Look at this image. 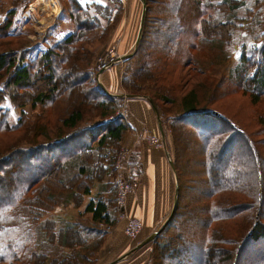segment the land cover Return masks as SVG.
I'll return each instance as SVG.
<instances>
[{"label":"trees","instance_id":"obj_1","mask_svg":"<svg viewBox=\"0 0 264 264\" xmlns=\"http://www.w3.org/2000/svg\"><path fill=\"white\" fill-rule=\"evenodd\" d=\"M166 1L174 3L173 10L177 13L176 36L159 58L150 56L149 59V55L144 54L143 42L149 36L146 11L150 1L146 0L136 51L124 60L128 67L123 73L121 89L130 97L112 95L95 81L98 69L92 64L94 55L82 47L89 40V34L103 26L98 16L90 12L91 5L81 8L77 0L69 1L73 5L69 17L75 24L74 31L64 34L40 55L31 57L28 56L30 48L19 45L22 42L12 35L18 17L16 8L22 2H10L11 9L0 19V190L10 194L0 202V264H20L24 260L30 264H47L49 260L50 264H73V257L65 256L70 254L69 250H77L75 254L80 255L76 264H96L95 255L103 241L92 243V240L93 235L101 234L102 230L94 226L76 229L74 224L58 225L48 216L59 206L73 204L79 208L89 197L83 214H90L95 224H113L108 204V200L113 199L108 194L97 197L93 193L98 183L115 176L117 151L129 129L122 109L125 99L134 97H145L151 104L153 101L164 132L171 137L166 144L173 158L179 190L175 213L150 241L149 264H215L214 258L219 256L223 257L224 264H239L247 243L264 238V155L259 149L263 143L222 112L206 109L210 98L222 90L225 76L216 86L203 85L198 92L185 95L182 110L189 114L183 116L190 122L164 116L157 97L146 93L150 81H157L152 87L158 92L164 91L161 84L164 73L160 66L171 65L178 72L187 62L192 63L193 54L205 56L204 52L212 51L215 43H221L223 52L229 49L238 58L230 72L227 69L228 80L224 81L223 88L249 96L254 106L262 103L254 120L260 127L258 131L264 135V0ZM5 4L6 0H0V10ZM180 10L182 20L190 14L195 16L191 37L187 36ZM17 45L20 47L16 48ZM146 60L148 62L144 63ZM41 75L50 88L36 92L34 80ZM73 84L84 93L83 98L68 89L67 85ZM26 106L33 110L40 106L41 112L29 115L23 110ZM12 108L22 109L15 123L11 121ZM194 118L212 120L218 125L214 131L206 132L204 125L195 123L192 130L204 147L208 165L228 152L227 148L239 138L246 145L253 168L248 173L244 163L239 161L240 156H235L230 162L240 172L231 182L223 184L213 183L215 170H208L212 186L207 190L205 202L195 210L203 217L196 223L199 227L197 242L201 246L199 254L192 252V255L180 248L187 240L180 234L184 225L180 220L184 198H181L183 178L178 158L181 124L188 128ZM21 132L26 133L22 139L5 140ZM74 142L84 143L77 148L74 144L71 152L63 148ZM34 164L37 170L30 168L32 177L23 184L15 183V173L24 172L23 165L29 169ZM225 172H229L228 168ZM111 186L107 183L108 189ZM17 214L27 223L21 233L13 225L14 221L18 225L21 219ZM57 246L59 254L50 258Z\"/></svg>","mask_w":264,"mask_h":264},{"label":"rangeland","instance_id":"obj_2","mask_svg":"<svg viewBox=\"0 0 264 264\" xmlns=\"http://www.w3.org/2000/svg\"><path fill=\"white\" fill-rule=\"evenodd\" d=\"M11 1L12 0H9V3ZM22 1L23 0H21V2ZM69 1L71 0H63V5H62V8L67 12L64 13L68 15H70V9L71 7H73V5ZM134 1H137L138 5L135 6L134 11L132 12V4L134 3ZM149 1H150L148 8L149 11L146 7L147 9L146 24H147V32H149V36L146 37L147 39L145 38L146 40L143 42L145 44L143 52L145 55H149L148 58L150 59V56H154V58H159L160 57L159 55L162 52H164V50L168 46L170 47L171 41L175 38L177 33V30L175 29L177 27V13L173 10L174 3L172 2H168L166 0H149ZM110 2L111 3H109L108 5L103 6L97 3L85 2L84 0L80 1L81 8L82 7L86 8L87 5H91L90 12L92 13L93 16H98V18L101 20L103 25L101 28L98 29L97 32L94 31L90 33L89 40H87V42L82 44L83 49H87L89 52L93 53L94 56H93L92 64L94 66L96 65V68L98 69L97 74L100 71V63H99L100 60H103L105 57H107L110 52H112L115 55V58H119L120 56L121 57L126 55L130 56L132 53L136 51L135 42L137 37L139 36V31L141 29V20L143 14V3L141 0H110ZM44 3L45 0H28L27 2L23 1L16 8L18 15L21 17V22L22 21L23 23L26 22L27 23L26 25L28 26L24 30L22 26L20 27L17 26L13 28L12 31L14 32H12V35H14V33L20 30L19 34L21 35L17 36L18 39L17 41H21L22 43H20L19 45L24 44V46L26 47L27 46L36 47V49L32 48V50H29L28 56L31 57L37 56L38 54L40 55L42 51L45 50L44 46H41L42 43H40L44 41L45 39L43 38L44 35L43 34L41 35L39 33H43L45 28L46 30L49 29L48 28L49 26H47L49 22H47L44 25L42 22H40V20H42L44 16H39L37 18V11L43 13V10L46 9L44 7L45 5ZM36 4L38 5L37 10L35 9L37 7ZM53 4L55 3L52 2L51 5L49 4V6L52 9L54 8ZM9 6H11V3L9 4ZM33 13L36 14L35 18H33ZM179 16H181L180 17L181 21L185 24L184 26L185 29L187 30V34H188L187 36L191 37V33L194 29L195 16L193 14H190L189 18H185V20H182L183 18H182L181 10L179 11ZM133 18H134V25L132 26L131 22ZM69 19H70L69 25L66 27H70V28H68L67 31H65L66 30L65 25H63L61 27V29L63 30L59 31V34L61 35H57L58 40L60 38H63L64 34L71 32L72 30L74 31L75 24L70 17ZM59 24H60V18L59 20L56 21L55 25H59ZM50 25L53 26L54 24H50ZM55 25L54 27H56ZM36 30L39 33L36 32ZM127 36L128 39L127 42L125 43V45L126 44L127 45L122 48L121 43H123V41L126 39ZM51 39H52V43L50 44V46H52L56 42L55 38H51ZM220 46H222L221 43H215V48L213 47L212 51L204 52L205 56L203 54L202 55L193 54L192 63L187 62L184 65L183 69H181L178 72L174 69V66L170 65L167 66L166 68L160 66V68L163 70L164 73L161 83L163 84L162 86H164L165 88V89L163 88L164 91L158 92L157 88L152 87L154 83L158 84L157 81H153V82L150 81L149 82L150 86L146 93L155 95L157 97L160 107H162V110L164 111L162 113L164 116L180 117L181 122L184 121L190 122L188 117L183 116L184 114H189V112H184L182 110V103H183V99L185 98V95L191 92L195 93V90L198 92L203 85L206 87L211 85L216 86L217 83L221 82L220 78L222 76H225V78H222L223 79L221 85L222 90L220 91V93L218 92L217 96L210 98L209 101L211 102L208 105H206V109L218 110L222 112L224 116L234 120L235 122H238L241 126H243L245 130L249 132V134H251V136L256 141L263 143L259 145V149L261 150V153L264 155V142H263L264 135L258 131L260 127H258L257 123L254 120V118H256L255 116L256 112L262 106V103L258 104L257 106H254L251 104V100L249 96L244 95L242 93H235V91H230L229 89L227 90L223 88L224 81H226L228 76V71L230 72L231 66L237 63L238 58L236 57V55H234L235 53L234 52L231 53L229 49L223 52V49H221ZM19 47L20 46L18 45L16 46V48ZM36 53L37 55H35ZM227 57L229 60L226 59ZM147 62L148 60H146V62L144 63ZM127 67L128 64H125L124 61L123 62L121 61L118 63L115 62L112 63V65L109 66L108 69H106L107 75L108 74L110 75L111 72H112L111 75L113 74V80L114 83H116L115 89H118L117 84L118 85L122 84L124 78L123 73ZM53 74L55 75L56 71L53 70ZM97 74L95 76L96 83H98L99 85L101 84L104 85L103 76H102L103 74L102 73L100 74V78H99L100 80H98ZM188 74H189L188 77L184 76ZM34 86L36 92H38L39 89L49 90L50 88V85L47 84V81L42 79V75L40 76V78L34 80ZM67 86L68 89L69 90L72 89L75 92V94L78 95L79 98L84 97V93L78 87L75 88L76 84L67 85ZM119 90L121 92L120 94H126L122 89ZM106 92H108V90ZM111 94L117 95L118 93L113 92ZM216 97H218L219 100H216L215 99ZM23 110H26L25 112L28 113L29 115L32 114L34 115L37 112H41V107L38 106L33 110L32 108H30V106H26L23 108ZM17 111L18 112H16V115L14 116L15 119L20 116L22 109H20V112L19 109ZM195 123L200 126L204 125L206 132H210V130L213 129L215 130V128L218 127V125L212 122V120L211 121L204 120L201 118L192 119L191 126H188V128L187 125L181 124V129H180L181 153H180V157L178 158L179 159L178 167H179V172H181L183 178V189L181 191V198L183 197L184 200L182 199L183 202L181 203L182 209H181L180 220H182V223H184V225H182V231L180 234H182L187 241L185 242L184 247L180 246V248L181 249L183 248V250L186 253L192 255H193L192 252H194V254H199L198 251L201 246L199 242H197L199 227H197L196 223H198V221L203 219V217L202 216L200 217L199 213H197L196 211L199 210V206H201L202 203L205 202L207 190L211 188L212 182L223 184V183L231 182L232 177L234 178L237 177L236 174L240 172V169L234 166L230 162L237 155L240 156L239 161L244 163L245 166L244 168H246L245 170L248 173L251 172L253 168L251 163V158L247 151L246 145L239 138L238 140H236L234 144L230 145V147L227 148L229 150V151L227 150L228 152H226L222 157L219 156L215 158L216 160L215 161L213 160L208 165L207 160L205 159V154L203 150L204 147L197 139V137H195V133L193 132L195 130V125H196ZM220 128H222V125L220 126ZM173 129L174 128L172 125V130ZM25 135L26 133L23 132H21V134L20 133L15 135L11 134L8 136L9 138H6L5 140L11 141L14 138L22 139V137H25ZM154 135L159 140V136L157 134H153L152 136ZM152 136L150 135L147 143L155 149L157 148L163 149L162 146L159 144V142H157L155 138H152ZM2 141H4V139H2ZM81 143L84 142H76V143L74 142L64 146L63 148L68 152H71V149L74 144L77 148V146H79ZM121 150L122 149L120 146V148L117 151L118 154L116 155V159H115V167H116L115 176H110L106 178L103 182H101V187L96 186L100 190L101 189H104L105 191L109 190L107 192L108 197L109 198L111 197L112 199L115 200L116 206L118 208H119L118 199H117L118 188L115 183L117 176L120 175L125 177V179L131 184L133 189V181L131 180L130 175L127 172L125 166V165H129L130 156L128 155V157H125L124 159L121 158V155H119ZM68 154L69 153H66L65 155ZM119 161L120 163H118ZM35 164L33 165V167H29V169L28 167L23 165L25 171L24 172L17 171L15 173L14 175L15 183L23 184L27 180H29L32 177V172H33L32 169L34 170L36 169ZM223 167L225 169L228 168L229 172H225V169L222 170L221 168ZM209 169L215 170L214 171L215 176L212 179L213 181L208 177ZM107 183H111L112 185L111 189L107 188ZM100 190H97V188H95L93 195H97L98 197V195L102 194L99 193ZM5 191L6 190L3 191L0 190V202L4 201V199L9 198L8 195L10 194H5ZM131 194L132 191L130 192V196ZM262 210H263L262 216L264 219V204ZM83 213H84L83 206L79 208H75L73 204H68L57 207L56 210L48 217L55 219L58 225L66 226L69 224H74L76 226V229H81L84 227L87 228V226L97 227L99 230H102V233L99 235L91 234L94 236L93 240L91 239V237L88 238L92 240V243H94L97 240H102L104 242L107 235H109V232H106L104 230L105 228L101 225L102 222L95 224L94 222H92L90 214H83ZM17 217H20V215L17 214ZM20 218L21 219L19 220L18 225H16L15 221L13 224L18 228L19 233L23 232L27 226V223L22 218V216ZM115 221L116 219L113 220V224H111L112 231L114 229ZM189 235H191V237L188 238ZM171 237L174 238V234L171 235ZM7 238H10V236ZM57 248L59 247L58 246L56 247L55 252L52 254V256H50V258H53L54 255L56 256L57 253L59 254ZM149 250L151 251V246L149 247ZM69 252L70 254H66L65 256L67 258L72 256L73 257L72 263L76 264V261L79 259L80 255L75 254L77 250H69ZM76 255L78 257H76ZM241 257L242 259L239 262V264H262V259L264 258V238L261 241H255V242L249 241ZM222 258H223L222 256H219L218 258H214L215 264H224L222 262L223 260ZM199 259H201V256L199 257ZM20 264H30V263L28 260H24ZM47 264H50V260L47 261ZM146 264H149V261Z\"/></svg>","mask_w":264,"mask_h":264},{"label":"crops","instance_id":"obj_3","mask_svg":"<svg viewBox=\"0 0 264 264\" xmlns=\"http://www.w3.org/2000/svg\"><path fill=\"white\" fill-rule=\"evenodd\" d=\"M77 1L80 3L82 0ZM84 1L97 3L103 6L111 3L110 0ZM52 2L55 3L53 4V9L49 6ZM9 4V0H6L5 7L0 10V19H3L6 13L11 9ZM44 4L46 9L43 10V13L37 11V18L39 16H44L40 22L44 25L49 22L47 25L49 26V29L46 30L45 28L43 33H39L37 30L36 32L44 35L43 38L45 39L40 43H42L41 46H44V49L46 50L52 43L51 38H55V40H57V35H61L59 34V31L63 30L61 29L63 25H65V31L70 28L66 27L69 25L70 19L68 17L69 15L65 14L67 12L62 8L63 0H45ZM136 5H138L137 1H134L132 4V12L134 11ZM35 9H38V5ZM35 17L36 14L33 13V18ZM59 18L60 24L55 25ZM26 24V22H21V17L18 15L17 20L13 24V28L22 26L24 30L28 26ZM50 24H54L56 27ZM131 25H134V18L132 19ZM19 33L20 30L14 33V35H21ZM127 39L128 36L123 43H121L122 48L127 45H125ZM29 48V50H32V48L36 49L34 46ZM37 53L35 55H37ZM128 56L129 55L124 56L122 62ZM106 71L107 70L102 73L104 83L103 86L105 89H107L110 94L117 92V95H124L120 94L121 92L119 89H121V85L117 84L118 89H115L116 83H114L113 74L111 75L112 72L110 75H107ZM8 105L9 104H7V106ZM17 110L18 109L15 108L11 109V121L13 123H15L19 118H14L16 112H18ZM122 112L127 119L129 129L125 132L120 145L122 150L129 152V165L125 166L131 180L133 181L132 194L131 196L129 195L125 212L140 220L143 228L136 240L132 238L130 239L126 236L124 230L127 219L123 214H121L120 208L116 206L115 200H108L109 210L112 212L113 218L114 220L116 219V221L114 223L113 231L109 232V235H107L105 241L95 255L96 264H146L150 256V242L140 248H137V246L141 244L142 241L156 233V231H158L166 223L174 207L175 191L178 181L172 165L173 158L167 149L166 144L170 137L166 136L164 129V136L161 133L158 112L151 102L145 97H134L125 100ZM153 134H157L161 139H163L166 147L162 146L163 149H155L151 147L147 141L150 135L152 136ZM97 186L101 187V183ZM96 188L97 190H100L98 187ZM107 192L108 191H105L104 189L99 191V193L104 195H107ZM89 199V197L85 199L82 205L84 209Z\"/></svg>","mask_w":264,"mask_h":264},{"label":"built area","instance_id":"obj_4","mask_svg":"<svg viewBox=\"0 0 264 264\" xmlns=\"http://www.w3.org/2000/svg\"><path fill=\"white\" fill-rule=\"evenodd\" d=\"M118 60V58H115V55L110 52L109 55L107 57H105L103 60H100V70H106L108 69L109 66L112 65V63L116 62ZM152 138H155L157 142H159V144L161 146H163V142L162 139L159 137V140L156 138V136H152ZM121 158H125L128 157L129 152L126 150H121L120 154ZM117 163V162H116ZM120 163V161L118 162ZM116 186L118 188V206L120 208L121 214H123L126 219H127V223L125 226V234L128 235L130 238L132 239H138L141 231H142V223L140 222V220L132 217L129 213L125 212L126 206H127V202H128V198L130 195V192L132 191V186L131 184L125 179V177L123 176H117L116 178ZM101 225L105 228L104 230L106 232H111L112 231V225L111 224H107V223H101Z\"/></svg>","mask_w":264,"mask_h":264},{"label":"water","instance_id":"obj_5","mask_svg":"<svg viewBox=\"0 0 264 264\" xmlns=\"http://www.w3.org/2000/svg\"><path fill=\"white\" fill-rule=\"evenodd\" d=\"M142 3H143V14H142V20H141V29L139 31V36L137 37L136 39V42H135V46L138 44L139 40H140V36H141V30H142V25H143V21H144V16H145V9H146V0H141ZM124 57H122L121 59H123ZM124 97H130L129 95H122ZM152 105L154 106L155 108V105L153 104V101H152ZM157 111V110H156ZM159 116V115H158ZM160 119V118H159ZM160 130H161V133L162 135L164 136V132H163V127H162V123H161V119H160ZM173 165V164H172ZM174 167V166H173ZM177 177V176H176ZM178 193H179V190H178V185L176 186V191H175V199H174V207H173V210L171 212V215L170 217L168 218V220L166 221V223L169 221L170 218H172L173 214L175 213V210H176V205H177V200H178ZM165 223V224H166ZM164 224V225H165ZM164 225L156 232L154 233L153 235H151L150 237H148L146 240L142 241L141 244H139L137 246V248H140L142 247L143 245L149 243L150 241H152V239L161 231V229L164 227Z\"/></svg>","mask_w":264,"mask_h":264}]
</instances>
